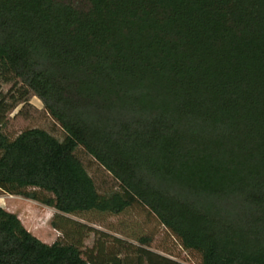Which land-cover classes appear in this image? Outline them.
Masks as SVG:
<instances>
[{
	"label": "trees",
	"instance_id": "trees-1",
	"mask_svg": "<svg viewBox=\"0 0 264 264\" xmlns=\"http://www.w3.org/2000/svg\"><path fill=\"white\" fill-rule=\"evenodd\" d=\"M2 194L60 237L0 207V264H183L88 224L133 206L197 264H264V0H0Z\"/></svg>",
	"mask_w": 264,
	"mask_h": 264
},
{
	"label": "rangeland",
	"instance_id": "rangeland-1",
	"mask_svg": "<svg viewBox=\"0 0 264 264\" xmlns=\"http://www.w3.org/2000/svg\"><path fill=\"white\" fill-rule=\"evenodd\" d=\"M31 104L41 109V103L33 98ZM38 127L47 131L58 140H62L63 134L50 119H45L38 124ZM39 198L48 197L47 194L38 193ZM0 207L8 212L15 214L21 221L24 228L34 235L41 242L46 244L53 243L58 237L59 232L52 229L50 221L56 213L51 207H47L39 201L25 199L20 196L8 194L0 195ZM88 224L95 229L114 234L116 236L136 237L141 234H152L153 241L151 250L170 257L183 264H197L198 257L182 250L178 242L157 222V220L146 210L133 206L119 216H100L95 218L89 215ZM81 222H87V218L69 217ZM122 234V235H121ZM92 235L85 242L86 246L92 243Z\"/></svg>",
	"mask_w": 264,
	"mask_h": 264
}]
</instances>
